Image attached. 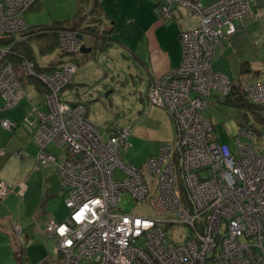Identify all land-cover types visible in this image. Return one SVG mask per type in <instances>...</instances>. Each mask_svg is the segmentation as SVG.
I'll return each instance as SVG.
<instances>
[{"label": "built area", "instance_id": "built-area-1", "mask_svg": "<svg viewBox=\"0 0 264 264\" xmlns=\"http://www.w3.org/2000/svg\"><path fill=\"white\" fill-rule=\"evenodd\" d=\"M35 1L0 0V40L7 39L0 43V98L4 109H12L27 97L31 84L26 81L43 86L38 94L47 108L31 105L26 121L38 123L33 132L37 160L56 163L66 194L68 217L50 220L44 229L56 239L61 264H264V148L257 151L249 127L239 129L234 146L220 142L203 112L214 91L227 96L233 90L234 82L214 71L212 62L223 39L236 32V19L261 15L252 7L256 0L209 5L165 0L160 6V15L169 19L172 6L183 4L198 24L179 33L180 64L148 88V104L165 109L178 134V143L163 144L157 156L147 159L146 171L154 179L150 183L121 156V150L131 146L133 127L113 129L103 140L82 103L59 97L76 73L74 63L44 72L19 56L18 74L8 59L20 34L28 32L23 14ZM57 39L64 53H78L83 44L74 30H59ZM241 89L251 104L264 105V80L242 84ZM1 125L10 130L15 123L3 119ZM51 143L67 152L62 162L47 151ZM4 153L0 149V155ZM205 170L207 175L202 174ZM123 191L137 201L151 194L149 207L161 218L113 211ZM8 192L0 182V200ZM178 224L189 230L183 242L167 236V229L173 232ZM12 241L20 252L18 236Z\"/></svg>", "mask_w": 264, "mask_h": 264}, {"label": "rangeland", "instance_id": "rangeland-1", "mask_svg": "<svg viewBox=\"0 0 264 264\" xmlns=\"http://www.w3.org/2000/svg\"><path fill=\"white\" fill-rule=\"evenodd\" d=\"M90 2L91 0H37L26 10L23 16L29 28L44 27L54 22L69 20L76 14L80 16L86 15L89 19L92 14ZM260 3L264 4V1L260 0ZM252 6L254 7V3H252ZM118 22L123 25L120 18ZM234 22L237 34H233L231 37L234 35L238 36V39L235 41V48L230 49L229 53L222 59L224 63L220 61L221 65L216 64L214 66L215 70H221L220 72L226 74L229 79L241 82L242 84L264 80V16L256 19L253 13H248ZM123 29L127 31L129 26H124ZM113 37L115 38L114 41H110L111 44L106 46L102 51L95 46L86 58H82L81 54L74 55L76 58L74 64L77 72L71 77L70 84L59 92V97L67 102L85 104L87 107V117L100 131L103 140H107L111 131L115 128L133 127L132 131L134 132L135 130V132L134 135L133 133L131 134L130 139L132 135V140L134 136L137 139L134 140L129 149L121 150V156L127 163H132L139 166V168L141 167L140 170L143 172L145 181L150 183L154 179L147 173L145 163L148 158L154 157L155 136L159 140H164L163 144L178 143V134L173 126L170 127L168 122H163L158 118L160 112L154 113L155 109L160 110L168 117L167 111L148 104L146 75L138 73L139 71L136 70L137 66L134 59L124 52L122 46L117 43L118 41L121 42L124 35L122 33H113ZM82 42L90 46L84 37L82 38ZM56 50L59 51L58 47ZM239 58H245L246 62H249L251 71L243 74L239 73V65L237 63ZM253 70L258 72L254 74ZM108 91H110L109 95L105 96V93ZM26 94L27 97L23 98L19 104L26 103L28 107L27 112L31 105L37 106L41 110L47 108L43 96L38 97L29 89L26 91ZM247 105L251 107L244 106L238 102L229 103L221 92L214 91L210 97L209 104L203 112L206 117L211 119L214 131L220 142H226L230 146H234L239 129L241 127H249L253 132L257 151H259L264 148V120H262L264 119V107H255L249 103ZM26 117L23 121L24 124L34 132L38 127V123L35 125L28 123ZM49 148L51 151L49 149L47 151L51 154L55 155L54 152L59 153L58 156L56 155V162H62L67 157V152L62 147L59 148L51 143ZM38 151L37 146L36 157ZM48 163L57 169L55 162ZM208 173L209 171L207 170L202 172L204 175ZM55 174L61 184L57 170ZM178 179L182 185V177L179 170ZM8 190L10 192L9 188ZM148 197L137 201L129 193L123 191L118 207L113 211L126 214L147 213L160 219L161 216H157L151 211ZM65 199L66 197L63 198L61 195L57 196L51 199L48 207L51 208L58 201L64 203ZM48 217L46 216L45 219L48 220ZM34 226H40L43 234L36 236L27 227L23 228V235L28 233L25 239L27 248L32 247V244L37 241L38 237L41 242L40 246L48 248V252L51 254L52 260H50V264H61L62 260L55 254V239L46 237L43 229L44 223L35 221ZM188 232L189 230L186 226L178 224L175 225L173 232L167 229V236L173 239L174 242H183ZM22 244L23 250L25 245L23 240Z\"/></svg>", "mask_w": 264, "mask_h": 264}, {"label": "crops", "instance_id": "crops-1", "mask_svg": "<svg viewBox=\"0 0 264 264\" xmlns=\"http://www.w3.org/2000/svg\"><path fill=\"white\" fill-rule=\"evenodd\" d=\"M192 1L202 5H209L218 0ZM96 2L93 3V0H91L90 3L91 8L93 7L92 9L95 11L93 17L98 20L91 24H98L101 31H106L107 37H109V40H107L109 44H111L110 41L115 39L113 33H122L124 35L121 42L118 41L117 43L122 46L124 52L134 59L138 73L146 75L147 96V91L152 81L161 79L180 64L182 44L179 39V33L182 30L195 28L198 24L197 17L183 4H174L172 6L171 19H164L160 15L159 9L165 3V0H97ZM253 9L264 14V11H262L264 4H261L260 0L254 2ZM119 18L123 25L118 22ZM86 21H88V18ZM124 26H129V29L124 31ZM234 34H237V30ZM84 38L90 45L84 44L86 47L92 48L98 43L88 33L85 34ZM237 39V35L223 39L222 47L216 51L213 61L215 62L214 65L212 62L214 71L221 73V70H215L214 66L216 64L221 65L220 61L224 63L222 59L229 53L230 49L235 48L234 45ZM80 53L82 52L80 51ZM86 57L88 56H82V58ZM237 63L239 65V73L244 63L251 68L245 58H239ZM28 89L35 93L36 96H42L38 94L40 91L36 86L27 85L26 91ZM3 104L4 102L0 98V149H5V153L0 155V182H3L10 189V192L0 201V264H23L24 262L27 264H50V260H52L51 254L48 252V248L40 246L41 242L38 237L32 247L27 248L25 239L28 233L23 235V228L27 227L31 230V233L37 236L43 234V231L40 226H34L35 221L44 223L43 229H45L46 224L50 220L64 221L68 217L69 211L63 202L58 201L51 208L48 206L51 199L60 195L64 198L66 194L56 177L57 169L50 163L39 164L37 160V146L32 136V129L30 128V130L23 122L30 111L29 109L27 112V104L18 103L12 109H4ZM155 112H160L158 118L163 122H168L170 127L173 126L176 131L175 123L168 112V117L163 111L155 109ZM3 119L14 122V128L10 130L3 128L1 125ZM33 124L35 125L36 122H33ZM32 128L35 129L34 127ZM116 129L118 128L114 130ZM134 132L132 131L133 135ZM132 138L130 139L131 144L137 137L134 136L133 140ZM164 142V140H159L155 136L154 156H157ZM49 145L47 149L51 151ZM18 151H21L19 158L15 156ZM54 154L59 155V153L55 152ZM136 167L139 168V166ZM45 215L49 216L48 220L45 219ZM14 235L18 236L21 244L22 240L25 244L24 249L20 252L14 250L12 241ZM46 237L55 239V237H48L47 235ZM55 254L61 260L59 254Z\"/></svg>", "mask_w": 264, "mask_h": 264}, {"label": "trees", "instance_id": "trees-1", "mask_svg": "<svg viewBox=\"0 0 264 264\" xmlns=\"http://www.w3.org/2000/svg\"><path fill=\"white\" fill-rule=\"evenodd\" d=\"M96 1L97 0H93V3ZM92 8H91L92 14L91 17L88 19V21H86L87 20L86 15L80 16L79 14H76L72 19L64 20L62 22H54L44 27H33V28L28 27L29 28L28 32L20 34V37L15 42L13 46L14 54L8 57L9 60L14 62V66L17 73L20 74L19 59H18L19 56H23L31 60L34 63L35 69L37 71H44V72H50L64 62L70 61L72 63H75L76 58L74 57V55L77 56L78 54L79 55L81 54L82 56L84 55L88 56L87 53L89 52L64 53L60 50L59 51L56 50L57 47L59 49V43L57 39V32L59 30L77 31L78 34L81 36V39L85 36L86 33H88L90 36L93 37V39L98 41V43H96L93 47L96 46L101 51L106 46H108L109 43L107 40H109V37H107L106 31H101L99 29L98 24H91L92 22L98 20L96 19V17H93L95 11ZM261 17H262V12L261 15L256 19H259ZM6 40L7 39L0 40V43H4L6 42ZM93 47L91 48L90 51H92ZM241 68L242 69L240 74L251 71L246 63H244L241 66ZM246 68H248V70H246ZM253 72L254 74H256L258 71L253 70ZM29 83L32 84L33 86H36L39 91L44 90L43 86L37 83L34 79H29V81H26V84ZM241 85H242L241 82H234L232 92L229 95L225 96L226 101L229 103L238 102L244 106L251 107L247 105L248 103L249 104L251 103L246 99L244 92L241 89ZM83 105L85 106V104ZM251 105L255 107H264V105L261 106L254 104ZM86 111H87V107H86Z\"/></svg>", "mask_w": 264, "mask_h": 264}, {"label": "water", "instance_id": "water-1", "mask_svg": "<svg viewBox=\"0 0 264 264\" xmlns=\"http://www.w3.org/2000/svg\"><path fill=\"white\" fill-rule=\"evenodd\" d=\"M79 37L81 38L80 35H79ZM90 50H91L90 47H86V46L83 45V44L81 45V49H80V51H81L82 53H87V52H89ZM109 93H110V91L106 92V93H105V96H108Z\"/></svg>", "mask_w": 264, "mask_h": 264}, {"label": "clouds", "instance_id": "clouds-1", "mask_svg": "<svg viewBox=\"0 0 264 264\" xmlns=\"http://www.w3.org/2000/svg\"><path fill=\"white\" fill-rule=\"evenodd\" d=\"M171 17H172V14H171ZM82 40V39H81ZM181 42V41H180ZM84 45V44H83ZM214 61V60H213ZM233 82H236V81H234V80H232ZM148 92V91H147ZM148 99V98H147Z\"/></svg>", "mask_w": 264, "mask_h": 264}]
</instances>
